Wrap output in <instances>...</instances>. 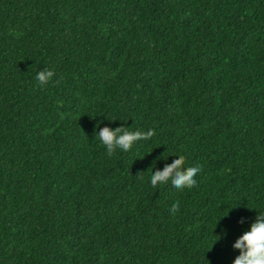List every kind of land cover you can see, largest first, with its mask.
Segmentation results:
<instances>
[{
  "label": "trees",
  "instance_id": "obj_1",
  "mask_svg": "<svg viewBox=\"0 0 264 264\" xmlns=\"http://www.w3.org/2000/svg\"><path fill=\"white\" fill-rule=\"evenodd\" d=\"M260 211L264 0H0V264H231Z\"/></svg>",
  "mask_w": 264,
  "mask_h": 264
},
{
  "label": "clouds",
  "instance_id": "obj_2",
  "mask_svg": "<svg viewBox=\"0 0 264 264\" xmlns=\"http://www.w3.org/2000/svg\"><path fill=\"white\" fill-rule=\"evenodd\" d=\"M53 75L54 72L51 68H45L37 71L34 79L38 86L43 87L51 80ZM152 135L151 129L147 131L130 130L129 127L110 129L105 126L99 128L94 138L103 146L106 154L111 155L117 149L128 151L134 142L146 140ZM182 165H184V158L178 155L162 170L151 171L148 177L149 185L156 187L167 184L173 190L190 188L195 183L194 174L200 171L199 166L182 167ZM177 210V202H173L167 209L169 215H174ZM213 237L215 242L218 237L216 235H213ZM231 247L238 252L231 264H264V211L256 212L255 218L248 225L247 230L239 235Z\"/></svg>",
  "mask_w": 264,
  "mask_h": 264
}]
</instances>
